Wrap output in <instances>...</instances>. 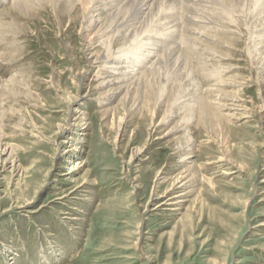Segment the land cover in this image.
I'll list each match as a JSON object with an SVG mask.
<instances>
[{
  "label": "rangeland",
  "instance_id": "obj_1",
  "mask_svg": "<svg viewBox=\"0 0 264 264\" xmlns=\"http://www.w3.org/2000/svg\"><path fill=\"white\" fill-rule=\"evenodd\" d=\"M250 1L241 3L242 14L233 15V22L218 19L230 31L202 28L229 48L204 43L202 51L195 46L194 53H185L201 89L228 79L242 84L232 89L245 105L242 118L220 124L200 107L192 120L168 123L180 82L157 106L161 73L151 84L156 97L149 107L132 113L130 103L116 101L106 126L97 102L80 105L90 129L71 147L82 150L67 160L71 145L60 143L74 129L58 134L70 122V99L87 93L91 99L102 91L95 87L100 64L90 66L86 56L87 14L79 0L64 12L51 0H29L14 23L8 20L10 27L0 32V150L11 149L0 159L16 167L0 160V264H264V57L251 52L260 22ZM180 5L185 19L175 41L189 27L190 12L208 20L222 8L193 9L186 0ZM112 47L95 50L112 57ZM211 48L216 56L208 55ZM200 66L212 67L203 72ZM179 126L189 130L174 132ZM188 153L196 178L190 203L179 213L153 211L162 202L155 197L172 189ZM76 160L86 165L73 180L64 177ZM166 176L164 183L160 178ZM86 182L87 189L74 192ZM74 217L82 221L72 222Z\"/></svg>",
  "mask_w": 264,
  "mask_h": 264
},
{
  "label": "bare ground",
  "instance_id": "obj_2",
  "mask_svg": "<svg viewBox=\"0 0 264 264\" xmlns=\"http://www.w3.org/2000/svg\"><path fill=\"white\" fill-rule=\"evenodd\" d=\"M28 1L29 0H0V32H4V29H7V25L10 27V23L8 22L9 19L14 23L16 19V13H20L22 11L21 7L27 6ZM77 1L78 0H51V3L56 10L64 12L72 5V3ZM79 1L82 3L84 14H87L86 18L88 19L87 26L84 27L83 30V38L86 42L87 60L90 66L97 67L98 64H100V66H98L100 75H98L99 78L95 87L102 90L103 92L101 91V93L99 91V96L91 99L88 93L83 95L82 100L80 99L79 94L70 99L66 116L67 121L69 120L70 122L67 125L65 124V126H60V132L58 134L63 135L64 133L70 132L74 129V133L67 139L69 141L60 143L61 145H71L66 149L64 153L65 156H63L64 159L67 160L68 156L74 154L76 151L78 152L79 150H82V148L74 150L71 147L75 142H83L80 140V136H88L87 131L90 129V126L86 122L87 114L82 112L80 109V107L85 102L91 100L99 104L100 108L98 110V114L101 116L102 121L105 122L104 126H106L111 113H113L116 109V107L112 106L114 102L118 101L120 104L122 102V105H126L128 103V106L130 103L131 107L129 106L128 111H132V113H134L137 111L136 109H139V107L145 106L148 101H154L156 96L152 97L153 94L150 91L151 84L159 75L162 77L161 73L164 74V83L158 92L159 98H157V106H162V104H164L167 91L172 88L174 84L178 85V82H180L179 98H176V107L171 113L167 114L168 116L165 118L168 123L175 118H180V123H184L186 119H189L190 121L195 117L196 109L200 107L203 108L204 116L206 114L208 119L214 116L219 120L220 124L228 121L230 123L232 120H239V117L242 118L243 115L239 113L246 111L245 105L242 104L243 100H240L241 98L239 99L237 97V92L232 91V89L234 90L241 87L242 84L236 80L228 79L225 81L221 80L218 84H216V86L213 85L214 88H205L206 90L201 89L199 86L200 84H197L195 80L196 76H193L194 71L191 69V67L188 71V61L190 59L188 60L185 53L190 51L192 48L196 50L195 46H202L200 47L202 51L203 47L206 48L204 43L207 45L210 44L217 47L229 48L228 43L224 41L223 38H219L214 34L211 35L212 33L210 32V34L208 30L205 31V33L202 31V28H210V30L212 29L215 32V30L218 31L217 28L219 27L220 31L221 29L224 31H230L229 27H223V25L221 26L218 24V19H223L224 21L220 20L223 23H227V20L233 22V15L238 12L242 14L241 6L243 8V2L246 6V0H221L218 2L217 0H186L193 9L195 7L205 6V8L208 9V6H211L213 7V11H215L214 6L218 7L219 5L222 8L219 6L221 10L219 11V8L217 9L219 11H216L218 13L217 17L215 13L209 14L208 16H210L211 19L208 18V20L204 16L206 18L205 20L207 21L199 19H204V17H199V15L196 13L190 12V16L186 15L185 13L187 16L186 22L188 23L189 27L182 25L186 28H183V34L180 32V35L182 34L180 41L174 40L176 32L180 30L179 23H182V21L185 19L184 15H181V17L179 11L177 10L178 7H181V5L179 6L180 0H167L168 2L164 0L167 2L166 5H164V2V6L161 5L163 0ZM250 6L255 10V12H259L257 19L258 22H260L259 31L254 33L255 44L252 46L253 49L251 52H255L259 57H264V0H251ZM32 7L37 12L38 10H41L40 5L32 4ZM213 26L217 28L214 30ZM102 43L107 47V50L113 48L112 46L115 47L114 49L110 50L112 57L107 55L105 51L102 53V51L100 52L95 50L98 46H103ZM211 50H209L210 53L208 54L210 56L211 53H213V50L212 52ZM192 52L194 53V51ZM203 54L204 53H202V55ZM205 61H207V59H205ZM206 63L207 62L204 63V61H202L204 66ZM208 67L206 66L205 69L201 67L200 70L207 72L212 66L209 69ZM197 70L199 71V69ZM211 71L215 72L216 70ZM208 75L209 74L206 76L208 77ZM156 80L158 79L156 78ZM0 85H2V83H0ZM144 91H146V98H144ZM132 99L135 100L131 103ZM148 105L145 107L150 106ZM70 109L73 114L72 116L70 115L71 118L69 119L68 113ZM216 110H220V113H217ZM158 126L159 124L155 129H157ZM184 126H179L180 128L177 127L174 132L184 130L188 131L189 129H186L187 127ZM71 127H73V129ZM168 135L169 134H165V136L159 137L156 140H163ZM10 149L11 147L7 146L4 150H0V154L2 156L8 155L10 154ZM78 156V154L74 155L76 158H78ZM192 156L193 155L191 153L186 155L185 160L182 162L186 165H184V169H182V171L174 178L172 189L169 190L165 195L157 198L155 197L154 200H162V202L159 203L153 209V211H177L179 213L185 208L187 203H190V199L196 191V178L194 177L195 173H192L194 165H188V160ZM1 161L3 166H6V163H11L12 166L10 169L12 170L16 167L15 163L11 162L9 158ZM225 162H229V160L226 159ZM72 163L73 166L69 168V172L62 175L64 177H69V179L72 178L73 180L75 174H77L86 164L84 163L82 165L78 162V160ZM160 179L161 181L163 180L164 183L168 181L167 176L166 178L163 177ZM85 185L89 184L86 182L77 190L75 189L76 191L74 192H80V189L86 188ZM73 199H76V197H73L72 200ZM64 215L70 214L66 213ZM71 221L79 222L82 221V219L74 217L71 219Z\"/></svg>",
  "mask_w": 264,
  "mask_h": 264
}]
</instances>
